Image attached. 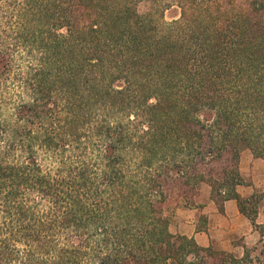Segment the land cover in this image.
<instances>
[{"label": "trees", "instance_id": "obj_1", "mask_svg": "<svg viewBox=\"0 0 264 264\" xmlns=\"http://www.w3.org/2000/svg\"><path fill=\"white\" fill-rule=\"evenodd\" d=\"M139 1L0 0V52L31 68L0 112V264H264L167 213L206 182L254 221L237 187L242 151L264 159V0Z\"/></svg>", "mask_w": 264, "mask_h": 264}, {"label": "rangeland", "instance_id": "obj_2", "mask_svg": "<svg viewBox=\"0 0 264 264\" xmlns=\"http://www.w3.org/2000/svg\"><path fill=\"white\" fill-rule=\"evenodd\" d=\"M151 4L152 3L150 0H140L137 7L140 12L149 11L151 9ZM179 14V9L176 6L169 7L164 13V20L170 21L173 18L178 17ZM155 18L159 17H157L156 15ZM6 62L7 59H5V57L0 52V112L9 113L14 111L15 107L19 104L22 97H28L29 92H27V90L25 89L23 80L31 78L27 77L28 75H30V73L28 74V72L31 70V68L27 67V64H29L28 59L24 58L21 54H18L15 58H13L12 65L8 66ZM252 155L256 156L248 148L244 149L241 153L240 160H242V158L243 160L245 159L247 168L251 166L250 160L252 157H254ZM243 177L245 182L244 184L239 185L237 187V190L240 191V193L246 198V201H248L246 202V205L251 209V211L254 210V221L246 216V223L247 225H249V228L247 230L252 227L254 233L245 240L242 235L244 233L243 231L245 230L244 228L246 227V224H243V226L239 225L240 228L237 230L234 236L233 233L230 234V232H228L229 230H226V232H221L219 234L216 232L213 233L212 241L209 245H207L213 246L215 249L232 252L237 256H243L246 247L251 248L258 245V247L260 248L264 244V170L263 172L259 171L257 174H255L254 181L251 178H246L245 176ZM250 184L253 185L249 186ZM198 196L195 198L194 204H188V206L195 205L197 203ZM234 200L235 202H237L236 199ZM215 203L220 211L225 210V202L221 204L223 206V209L220 208V205L217 202ZM184 205L187 204L183 198L174 196L168 202L167 213L170 215V217H172L174 210H176V208H178L179 206Z\"/></svg>", "mask_w": 264, "mask_h": 264}, {"label": "crops", "instance_id": "obj_3", "mask_svg": "<svg viewBox=\"0 0 264 264\" xmlns=\"http://www.w3.org/2000/svg\"><path fill=\"white\" fill-rule=\"evenodd\" d=\"M250 161L251 166L247 168L245 159L242 158L240 170L243 176L254 181L255 174L264 170V159L254 156ZM251 185L253 184L249 186ZM224 206V211L218 209L211 197V187L205 182L200 188V194L195 205L179 206L174 210L170 227L175 233L194 238L201 246L209 245L215 232L219 234L229 230L228 232L233 233L234 236L240 228L239 225L243 226V224H246V227L242 236L245 240L249 238L254 231L252 227L247 230L249 228L246 223L247 217L240 211L238 203L234 199H228Z\"/></svg>", "mask_w": 264, "mask_h": 264}]
</instances>
